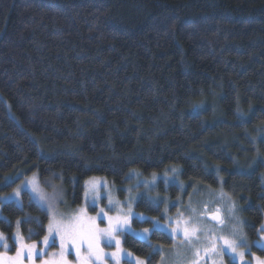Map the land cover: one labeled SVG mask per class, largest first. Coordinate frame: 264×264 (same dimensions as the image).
Wrapping results in <instances>:
<instances>
[{
	"label": "trees",
	"instance_id": "obj_1",
	"mask_svg": "<svg viewBox=\"0 0 264 264\" xmlns=\"http://www.w3.org/2000/svg\"><path fill=\"white\" fill-rule=\"evenodd\" d=\"M262 162L264 0H0V195L7 176L36 172L76 206L90 177L121 186L176 167L186 188L169 184L171 196L222 190L253 238ZM161 206L136 205L148 240H122L147 264L171 243L150 220ZM48 222L26 192L0 205L10 253L59 248L43 243Z\"/></svg>",
	"mask_w": 264,
	"mask_h": 264
},
{
	"label": "rangeland",
	"instance_id": "obj_2",
	"mask_svg": "<svg viewBox=\"0 0 264 264\" xmlns=\"http://www.w3.org/2000/svg\"><path fill=\"white\" fill-rule=\"evenodd\" d=\"M178 174L179 170L176 167H169L164 172L150 176L131 173L128 178L132 177V182H125L121 186L114 185L105 177H90L84 181L82 203L76 206L72 205L70 197L59 181L49 180L43 184L36 172L20 175L19 179L18 174H15L7 176L3 181L17 180L10 191L0 195V205L6 202L21 205L23 194L26 192L48 213V225L53 218L67 220L78 214L81 209L88 217H96L95 224L101 229L109 227L107 217L113 218L114 225L116 218H119V227L112 233L111 243L102 236L99 239V249L102 252L98 259L93 256L89 264H140L141 261L147 264L146 260L127 251L122 245V240L125 234L148 240L152 228H141L140 224L149 218L138 212L136 205L141 204L145 209H151L158 202L162 203L161 219H150L152 227L166 233L171 238V243L162 251L161 258L154 264H261L264 262V223L260 230H255V236L251 238L247 233V222L236 203L222 190L214 191L199 187L196 188L199 195L192 198L195 194L194 185L185 196L186 204H181L180 195L171 196L169 192V184H176L183 190L186 188L185 183L180 182ZM34 187L37 191L33 190ZM101 209L107 213V217L97 215ZM215 212L221 215L217 223L208 220V217ZM186 228L189 231L193 228L197 229L196 235L186 237L184 235ZM56 239L60 242L59 248L37 260L39 252L36 248L31 249V257H29V248L26 249L21 244L14 253H10L9 247H4L6 243L0 238V264H43L44 261H49L51 264H64L65 261L68 264H80V260L77 259V248L67 243L62 250L60 237L56 236ZM225 239L236 241L235 251L232 248L224 250L227 247L224 243ZM213 246H215L214 250ZM158 247L160 250L163 249ZM18 251L21 252L18 260L9 259L15 258ZM113 253L116 255L113 256ZM79 254L86 256V247H79Z\"/></svg>",
	"mask_w": 264,
	"mask_h": 264
},
{
	"label": "snow or ice",
	"instance_id": "obj_3",
	"mask_svg": "<svg viewBox=\"0 0 264 264\" xmlns=\"http://www.w3.org/2000/svg\"><path fill=\"white\" fill-rule=\"evenodd\" d=\"M33 190L37 191L35 187L33 188ZM17 195H19L18 192ZM97 215L98 216L104 215L105 217H107V213H105L103 209H101ZM107 219L109 220V227L101 229L97 227L95 224L96 217H88L84 213L83 209H81L78 214L67 218V220L64 219L56 220L55 218H53V220L48 225L49 235L44 237L43 243L47 246L50 242V238H51V242L54 243L56 236H59L62 250L65 248V245L67 243H70L73 247L77 248V259L80 260V264H89V260L93 256H95L98 259L102 252V250L99 249V239L103 236L107 239L108 243H111L112 233L115 230H117L119 227V218H116L115 225L113 224L112 217H107ZM221 223H223V221H221ZM196 231L197 229L195 228L191 229V231H189V229L186 228L184 230V235L186 237L195 236ZM221 239L224 238L221 237ZM224 243L227 246L224 249L225 251H227V248H232V250L235 251L234 246L236 244V241H229L225 239ZM81 246L86 247L87 249L86 256H81L79 254V247ZM22 247L29 248V257H31V249H35L36 245L32 244ZM214 247L215 246H213V250ZM39 254L43 255V252L41 251ZM20 255L21 252L18 251L17 256L15 258H9V259L18 260ZM112 255L115 256L116 254L113 253ZM241 255H243V253H241ZM43 264H51V262L44 261ZM64 264H68V262L65 261ZM140 264H143V262L141 261ZM261 264H264V262H261Z\"/></svg>",
	"mask_w": 264,
	"mask_h": 264
},
{
	"label": "water",
	"instance_id": "obj_4",
	"mask_svg": "<svg viewBox=\"0 0 264 264\" xmlns=\"http://www.w3.org/2000/svg\"><path fill=\"white\" fill-rule=\"evenodd\" d=\"M217 217H218V218H217ZM208 220L211 221V222L217 223V222L220 221V214H219V213H215V214H213L212 216H210V217L208 218Z\"/></svg>",
	"mask_w": 264,
	"mask_h": 264
},
{
	"label": "flooded vegetation",
	"instance_id": "obj_5",
	"mask_svg": "<svg viewBox=\"0 0 264 264\" xmlns=\"http://www.w3.org/2000/svg\"><path fill=\"white\" fill-rule=\"evenodd\" d=\"M144 259V258H143ZM145 260V259H144Z\"/></svg>",
	"mask_w": 264,
	"mask_h": 264
}]
</instances>
